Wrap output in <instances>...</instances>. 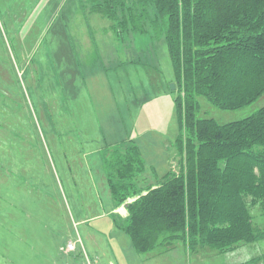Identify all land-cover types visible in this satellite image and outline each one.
Here are the masks:
<instances>
[{
    "label": "rangeland",
    "instance_id": "1",
    "mask_svg": "<svg viewBox=\"0 0 264 264\" xmlns=\"http://www.w3.org/2000/svg\"><path fill=\"white\" fill-rule=\"evenodd\" d=\"M91 4L0 0V264H87L82 247L91 264H264V237L230 253L190 252L176 242L144 255L116 228L114 215L125 219L108 188L107 149L138 148L145 163L138 189L175 172L178 92L154 13L140 33L127 21L118 38L117 22ZM62 28L84 49L83 56L78 45L81 59L57 46ZM263 103L264 95L226 111L199 97L197 117L236 122ZM250 210L255 232H264V202ZM69 242L76 249L63 251Z\"/></svg>",
    "mask_w": 264,
    "mask_h": 264
},
{
    "label": "trees",
    "instance_id": "2",
    "mask_svg": "<svg viewBox=\"0 0 264 264\" xmlns=\"http://www.w3.org/2000/svg\"><path fill=\"white\" fill-rule=\"evenodd\" d=\"M90 2L92 13L117 22L118 33H124L127 21L140 33L142 22L154 13L151 24L163 29L179 92L176 143L183 157L178 174L137 189L145 172L138 148L126 142L107 149L105 175L112 200L116 207L132 200L126 204L125 223L115 220L116 226L144 255L171 249L176 242L191 251L209 247L224 252L261 240L264 232H255L250 207L264 202V105L249 117L221 125L197 117L196 99L233 111L263 96L264 0Z\"/></svg>",
    "mask_w": 264,
    "mask_h": 264
},
{
    "label": "crops",
    "instance_id": "3",
    "mask_svg": "<svg viewBox=\"0 0 264 264\" xmlns=\"http://www.w3.org/2000/svg\"><path fill=\"white\" fill-rule=\"evenodd\" d=\"M59 8V5H57V6H55L54 7V14L56 13V11H57V9ZM49 188V187H48ZM18 190V187L17 188H15L14 189V191H13V193L15 192V191H17ZM7 195H8V188L6 187V191H5V198H3V201H8L9 200V198L10 197H7ZM114 216H116V215H114ZM113 221H114V223H115V218L113 217ZM120 219H118V223L120 224ZM121 225V224H120ZM116 228L117 229H119V230H121L120 228H118L117 226H116ZM122 231V230H121ZM23 235H25V234H23ZM131 243V242H130ZM132 246V245H131ZM132 249H133V247H132Z\"/></svg>",
    "mask_w": 264,
    "mask_h": 264
},
{
    "label": "water",
    "instance_id": "4",
    "mask_svg": "<svg viewBox=\"0 0 264 264\" xmlns=\"http://www.w3.org/2000/svg\"><path fill=\"white\" fill-rule=\"evenodd\" d=\"M170 87H171L172 89H174V86H173V85H171Z\"/></svg>",
    "mask_w": 264,
    "mask_h": 264
},
{
    "label": "built area",
    "instance_id": "5",
    "mask_svg": "<svg viewBox=\"0 0 264 264\" xmlns=\"http://www.w3.org/2000/svg\"><path fill=\"white\" fill-rule=\"evenodd\" d=\"M70 247V246H69Z\"/></svg>",
    "mask_w": 264,
    "mask_h": 264
}]
</instances>
